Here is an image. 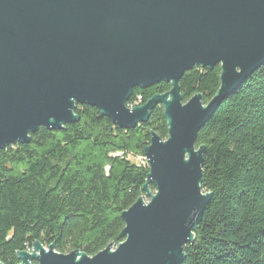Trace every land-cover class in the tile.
<instances>
[{
	"label": "water",
	"instance_id": "95a60500",
	"mask_svg": "<svg viewBox=\"0 0 264 264\" xmlns=\"http://www.w3.org/2000/svg\"><path fill=\"white\" fill-rule=\"evenodd\" d=\"M263 63L264 0H0V149L76 122V104L124 129L161 105L168 127L166 139L151 132L143 148L148 201L121 212V242L93 256L34 242L17 264H183L211 196L201 187L197 133ZM215 65V95L184 102L182 74ZM159 81L170 89L126 107L135 87Z\"/></svg>",
	"mask_w": 264,
	"mask_h": 264
},
{
	"label": "trees",
	"instance_id": "16d2710c",
	"mask_svg": "<svg viewBox=\"0 0 264 264\" xmlns=\"http://www.w3.org/2000/svg\"><path fill=\"white\" fill-rule=\"evenodd\" d=\"M220 72L219 65L185 71L178 81L183 101L200 93L207 103ZM169 89L164 81L135 87L127 102L140 95L143 104ZM74 113L78 120L60 130L39 127L28 143L0 149L2 264H17V253L34 242L88 256L117 245L121 212L145 195L143 148L151 132L167 138L161 105L127 129L86 103ZM201 145V187L211 196L183 246V264H264V63L213 111L197 133ZM137 157L143 161L131 160Z\"/></svg>",
	"mask_w": 264,
	"mask_h": 264
},
{
	"label": "bare ground",
	"instance_id": "6f19581e",
	"mask_svg": "<svg viewBox=\"0 0 264 264\" xmlns=\"http://www.w3.org/2000/svg\"><path fill=\"white\" fill-rule=\"evenodd\" d=\"M140 104H141V97H138V99L134 100L133 102H131L129 104H128V102H126V107L132 108V107L140 105ZM143 159H144V157H143Z\"/></svg>",
	"mask_w": 264,
	"mask_h": 264
},
{
	"label": "rangeland",
	"instance_id": "374dc122",
	"mask_svg": "<svg viewBox=\"0 0 264 264\" xmlns=\"http://www.w3.org/2000/svg\"><path fill=\"white\" fill-rule=\"evenodd\" d=\"M131 160H132L133 162H137V163L140 162L137 158H132ZM150 193H152V192L150 191ZM143 197H144V200H145V201H148V196H145V195H144ZM113 246L115 247L116 245H113Z\"/></svg>",
	"mask_w": 264,
	"mask_h": 264
},
{
	"label": "built area",
	"instance_id": "2783aa9c",
	"mask_svg": "<svg viewBox=\"0 0 264 264\" xmlns=\"http://www.w3.org/2000/svg\"><path fill=\"white\" fill-rule=\"evenodd\" d=\"M138 97H140V95H137L134 99H133V101L134 100H136V99H138ZM130 102H128V104H129ZM137 159L139 160V161H143V159H141L140 157H137ZM31 249V248H30ZM30 249H27L26 251H30Z\"/></svg>",
	"mask_w": 264,
	"mask_h": 264
}]
</instances>
